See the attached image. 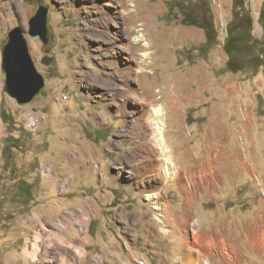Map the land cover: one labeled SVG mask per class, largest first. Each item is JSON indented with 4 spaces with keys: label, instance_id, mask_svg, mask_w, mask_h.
Segmentation results:
<instances>
[{
    "label": "rangeland",
    "instance_id": "374dc122",
    "mask_svg": "<svg viewBox=\"0 0 264 264\" xmlns=\"http://www.w3.org/2000/svg\"><path fill=\"white\" fill-rule=\"evenodd\" d=\"M121 1L123 16L106 0H0V264H158V258L182 264L179 258L191 240L197 246L206 242L199 239L202 213L197 211V218L194 206L183 211L180 193L185 191V202L191 203L197 185L224 179L216 222L226 232L237 223L235 205L257 201L259 194L264 198V134L250 141L254 127L248 117L240 119L249 125L240 126L234 116L228 122L221 115L193 117L191 107L186 116L183 109L182 116L175 111L191 94L209 100L204 108L210 102L215 109L238 108L234 87H222L223 57L211 54L224 43L218 38L210 47L202 28L182 23V8L194 10L203 0ZM209 2L216 23L219 11ZM231 2L228 14L223 0L222 19L228 24ZM245 2L254 36L264 41V0ZM40 7L47 8L48 43L28 34ZM16 26L25 30L45 78L26 104L5 91L1 64L8 33ZM134 59L141 62L140 71ZM141 92L154 100L152 111L161 106L167 112L165 142L177 172L173 179L146 185L121 168L145 162L151 148L157 157L165 156L146 134L143 110L132 95ZM258 110L264 118V100ZM217 119L218 142L206 137L199 143L216 134ZM256 124L264 132L263 119ZM243 173L254 195L239 201L234 193ZM149 191L160 194L154 201L161 209L153 208ZM159 214L162 223L155 219ZM228 236L220 235L221 252L232 258L224 246Z\"/></svg>",
    "mask_w": 264,
    "mask_h": 264
},
{
    "label": "crops",
    "instance_id": "0c3cea01",
    "mask_svg": "<svg viewBox=\"0 0 264 264\" xmlns=\"http://www.w3.org/2000/svg\"><path fill=\"white\" fill-rule=\"evenodd\" d=\"M224 3L228 11L229 5H231L232 7V2L231 0H224ZM228 14H230L229 11ZM218 47V50H215L217 52L215 53L213 51V53L211 54L214 55L219 53L223 57V62L221 64L223 67L222 79L225 82H223L222 87L224 89H226V87H231V85L234 87L233 89L237 94L236 103L238 108H235L234 112H231L229 108L215 109L212 107L211 102L209 107L204 108L203 104L209 100H206L201 95L191 94L190 97L187 96L184 98L183 105H179L180 107H177L175 111L178 115L182 116L183 109L186 116L187 108L191 107L193 110V117L198 118L208 116L213 118L214 116L218 117V115H221L222 117H226L227 119H229L227 120L228 122H230V119L233 116L237 117L239 119H237L236 122L239 123L240 126H242V124L249 125V123L253 125V133L249 134L248 138L250 139V141L252 140V142H254V139L256 137L255 134L259 133V136H262V134H264V132H262L263 129H261V126L257 127L256 124L259 119H263L264 121V118H262L261 115H258L259 104L264 100L263 68L261 67L255 73L253 71H240L237 73L226 71L224 67L226 59L228 58L227 53L221 46ZM224 98L226 100L225 96ZM243 117H248L250 119V122L248 123L247 121H243L242 119H240ZM215 123V127L217 130L215 131L217 135H208L205 137L202 136L198 140L199 143H201L200 141H205L206 137H208L210 141L218 142V133L222 129L219 127H222L220 126L222 124L219 123L218 119L215 121ZM195 124L197 125L196 129L198 130L199 125L197 123ZM239 128L241 130V127ZM256 128H258L260 132ZM222 145L223 139H220V144H216V147L221 149ZM240 159L241 163L246 164V161L242 160L241 157ZM199 161L201 164L206 163V160L204 159H200ZM218 162L219 161H216V163ZM218 180L219 178H217L216 180H210V184L208 186L205 183L197 185L199 190L198 188H196L195 195H191V203L190 201L185 202V199L187 200V193L185 191L180 193L181 195L178 199L177 204L182 205L183 211H193L192 208L194 206L193 209L195 210V214L197 213V211L202 213L200 215L201 220L199 219L200 221H202V226L199 232V239L201 242L206 243H201L197 246L191 240L189 248L183 251V260H180L181 258H179V261H181L182 264H203L201 263L202 260H206L207 262L210 261L208 264H264V198H261L262 196H260L259 194L257 201H255L254 199H249V204H246V202L243 201L241 202V198H253L252 196L254 195V193L250 190V186L247 178H245V174H239L236 184L237 187L235 188L234 193V195L240 201L239 204L235 205V208H237V223L233 230L229 228L232 232L229 231V229H227V232L225 230L222 231L217 226L218 223L216 221L218 214L221 213V211H219L220 204L218 203V200L219 198H222L224 196L225 189H223V186L226 184L224 183V179H222V182L217 183ZM209 187H211L210 190L208 189ZM228 193L230 194L229 196L235 197L233 196V192L229 191ZM188 197L190 198V196ZM208 203H210V205H213L215 203L216 205L215 207H209ZM197 218H199L198 213ZM226 234L227 236L232 234L228 236L230 238H227V242L224 243V246L226 245L227 247H230V250L234 253V256L232 258H229L221 252V247L223 244H221L220 235L226 236ZM207 240L211 243V245L207 242ZM194 246H196L197 248L193 249ZM158 259V264H165V259ZM172 261H178V256H175Z\"/></svg>",
    "mask_w": 264,
    "mask_h": 264
},
{
    "label": "trees",
    "instance_id": "16d2710c",
    "mask_svg": "<svg viewBox=\"0 0 264 264\" xmlns=\"http://www.w3.org/2000/svg\"><path fill=\"white\" fill-rule=\"evenodd\" d=\"M202 3L194 10L182 8V23L202 28L205 31L206 43L211 47L216 44L219 33L215 24V16L209 8V0H203ZM262 11L264 12V9ZM253 19L245 0H234L233 17L228 24V36L224 44L228 55L227 71L237 73L255 69L257 72L262 67L264 72V41L255 38ZM1 116L4 121H8L9 118L3 109ZM7 148L8 145L4 148L5 156H8Z\"/></svg>",
    "mask_w": 264,
    "mask_h": 264
},
{
    "label": "water",
    "instance_id": "95a60500",
    "mask_svg": "<svg viewBox=\"0 0 264 264\" xmlns=\"http://www.w3.org/2000/svg\"><path fill=\"white\" fill-rule=\"evenodd\" d=\"M28 34L48 43L51 34L47 25V8L40 7L29 20ZM2 69L6 74L5 91L19 104L33 100L45 86V78L37 69L31 56L25 30L16 26L8 33V41L3 47Z\"/></svg>",
    "mask_w": 264,
    "mask_h": 264
},
{
    "label": "bare ground",
    "instance_id": "6f19581e",
    "mask_svg": "<svg viewBox=\"0 0 264 264\" xmlns=\"http://www.w3.org/2000/svg\"><path fill=\"white\" fill-rule=\"evenodd\" d=\"M106 1L107 4H111L112 6H114L115 11L118 14L123 16L122 3H120L122 2L121 0H106ZM124 37L129 40L128 32ZM148 44H150V42L148 40H145L143 45L145 47H149ZM134 62L135 65L137 66V70L140 71L142 69L141 62L137 59H134ZM132 95H134V98L136 99V101L139 103L140 107L143 110V116L145 118V123H146V134H150L153 136L156 145L161 148V153H164L165 156L163 157L164 159L161 158L162 157L161 154H160L161 156L160 158L157 157L153 152L154 149L152 150L151 148L150 153L146 157L145 162H141V160L134 161L132 162L133 164L129 163L130 165L123 163L121 168L126 169L127 171H129L130 174H135L138 178V183L143 185H146L147 182L154 183L156 181L162 180L163 178L166 180L173 179L172 178L173 176L175 175L177 176V172L175 171V169L172 168L175 166L174 160L165 142V131L167 127V121H166L167 112L161 106H157L152 111L151 107L153 105L154 100H152V98L144 92H141L139 94H132ZM142 191L143 192L147 191L146 187L142 188ZM157 194H158L157 192L149 191L146 193V197L150 202L155 203V205H153V208L161 209L162 206L158 203V201L156 202L154 201V199L157 198L158 195H160ZM155 219L160 223L163 222V219L161 218L160 214L157 217H155ZM165 231H168V229H165Z\"/></svg>",
    "mask_w": 264,
    "mask_h": 264
},
{
    "label": "built area",
    "instance_id": "2783aa9c",
    "mask_svg": "<svg viewBox=\"0 0 264 264\" xmlns=\"http://www.w3.org/2000/svg\"><path fill=\"white\" fill-rule=\"evenodd\" d=\"M210 1L212 2V4L219 11L218 16L216 17V23L215 24L217 26L218 33H219L218 38L220 40H222V43L225 44V40H226V38L228 36V22L222 19L223 18L222 17V8L224 6L223 0H210ZM255 18L256 19L259 18V13L258 12L256 13V17ZM58 224H59V226L61 228H64L65 227V225H64V223L62 221H60ZM192 231H195V228H193Z\"/></svg>",
    "mask_w": 264,
    "mask_h": 264
}]
</instances>
